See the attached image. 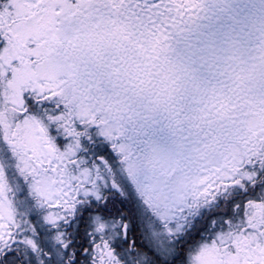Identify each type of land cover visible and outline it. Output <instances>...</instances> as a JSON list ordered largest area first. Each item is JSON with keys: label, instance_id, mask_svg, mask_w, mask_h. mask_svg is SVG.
Here are the masks:
<instances>
[{"label": "snow or ice", "instance_id": "obj_1", "mask_svg": "<svg viewBox=\"0 0 264 264\" xmlns=\"http://www.w3.org/2000/svg\"><path fill=\"white\" fill-rule=\"evenodd\" d=\"M0 264H264V0H0Z\"/></svg>", "mask_w": 264, "mask_h": 264}]
</instances>
